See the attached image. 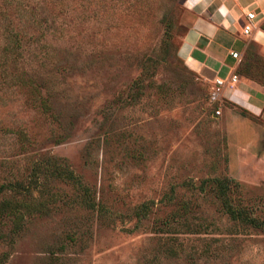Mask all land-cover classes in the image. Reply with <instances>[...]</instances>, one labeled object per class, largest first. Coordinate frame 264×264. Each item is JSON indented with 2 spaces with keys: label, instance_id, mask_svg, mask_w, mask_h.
Wrapping results in <instances>:
<instances>
[{
  "label": "rangeland",
  "instance_id": "374dc122",
  "mask_svg": "<svg viewBox=\"0 0 264 264\" xmlns=\"http://www.w3.org/2000/svg\"><path fill=\"white\" fill-rule=\"evenodd\" d=\"M185 1L0 0V264H264V122L182 64ZM47 158L86 195L15 188Z\"/></svg>",
  "mask_w": 264,
  "mask_h": 264
},
{
  "label": "crops",
  "instance_id": "0c3cea01",
  "mask_svg": "<svg viewBox=\"0 0 264 264\" xmlns=\"http://www.w3.org/2000/svg\"><path fill=\"white\" fill-rule=\"evenodd\" d=\"M185 7L190 20L176 49L184 67L210 87L217 77L227 81L220 100L234 124L243 125L241 113L264 122V0H186ZM232 75L238 82L230 87Z\"/></svg>",
  "mask_w": 264,
  "mask_h": 264
},
{
  "label": "trees",
  "instance_id": "16d2710c",
  "mask_svg": "<svg viewBox=\"0 0 264 264\" xmlns=\"http://www.w3.org/2000/svg\"><path fill=\"white\" fill-rule=\"evenodd\" d=\"M262 29L264 30V24L262 25ZM53 163L52 168L56 171V173L60 176L63 177L67 182H71L72 184H74L75 186L78 187V190L83 193L84 195H86L87 193V189L82 185V183L80 182L79 178H77L76 176H74L73 172L68 170L65 166H60V164H57V162L55 161V159L53 158H47V160H45V162H43L40 165H36V167L34 166L33 173L32 176L30 178V182L29 184L22 185V184H17L15 185V188L17 189H25L27 192H31L34 189V185L36 184L37 181V174L40 172L41 169L46 168L49 169V164ZM32 183V184H31ZM3 191V190H1ZM48 204L47 200L45 201H39L38 203H34L33 205H20V207H23V209L27 212H29V214H32L31 212H36L40 209H44L46 207V205ZM89 205V204H88Z\"/></svg>",
  "mask_w": 264,
  "mask_h": 264
},
{
  "label": "built area",
  "instance_id": "2783aa9c",
  "mask_svg": "<svg viewBox=\"0 0 264 264\" xmlns=\"http://www.w3.org/2000/svg\"><path fill=\"white\" fill-rule=\"evenodd\" d=\"M247 18L249 20H252L254 18V14H252V13L247 14ZM250 30H251L250 25H246L244 27L243 32L245 34H248ZM231 56L233 58H237L238 54L232 53ZM237 82H238V76H236V75L230 76V78L228 80V84L230 87L235 85ZM226 83H227V81L224 78L217 77L214 79V82H213L212 86L210 87V100L212 102H217L220 100L221 91L226 86ZM217 113H219V112H217Z\"/></svg>",
  "mask_w": 264,
  "mask_h": 264
}]
</instances>
